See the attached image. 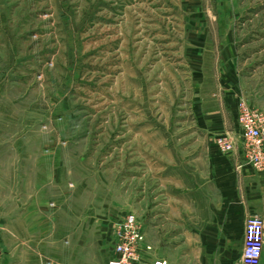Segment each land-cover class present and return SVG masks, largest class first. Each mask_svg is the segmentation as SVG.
<instances>
[{
    "label": "rangeland",
    "instance_id": "obj_1",
    "mask_svg": "<svg viewBox=\"0 0 264 264\" xmlns=\"http://www.w3.org/2000/svg\"><path fill=\"white\" fill-rule=\"evenodd\" d=\"M231 98L264 113V0H0V264H107L128 214L159 264L194 114Z\"/></svg>",
    "mask_w": 264,
    "mask_h": 264
},
{
    "label": "crops",
    "instance_id": "obj_2",
    "mask_svg": "<svg viewBox=\"0 0 264 264\" xmlns=\"http://www.w3.org/2000/svg\"><path fill=\"white\" fill-rule=\"evenodd\" d=\"M231 91H236L234 86ZM232 99L214 111L200 110L194 114V131L201 138L197 150L203 156L195 164L193 174L168 195L161 219V231L166 232L165 242L162 240L166 255L159 260L162 264H199L201 248L214 257L217 254L223 264L240 262L245 222L248 213H252L248 211L249 202H255V215L264 220V175L256 174L239 153L222 154L213 144L216 136L239 134ZM254 187L257 191L249 192ZM171 250L184 253L185 257H170ZM15 254L2 251V264H21ZM24 264L74 263L52 257L34 258ZM260 264H264V251Z\"/></svg>",
    "mask_w": 264,
    "mask_h": 264
},
{
    "label": "built area",
    "instance_id": "obj_3",
    "mask_svg": "<svg viewBox=\"0 0 264 264\" xmlns=\"http://www.w3.org/2000/svg\"><path fill=\"white\" fill-rule=\"evenodd\" d=\"M239 134L216 137L215 146L222 154L239 153L253 170L264 171V113L242 103L238 109ZM143 235L135 217L128 214L116 224L112 257L107 264H139ZM264 251V220L257 215L247 217L239 264H260ZM159 264H162L159 262Z\"/></svg>",
    "mask_w": 264,
    "mask_h": 264
}]
</instances>
